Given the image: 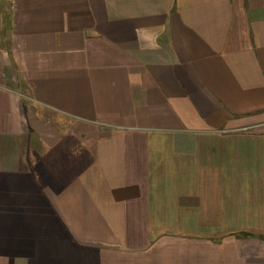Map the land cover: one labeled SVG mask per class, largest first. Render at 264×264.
Instances as JSON below:
<instances>
[{
  "label": "crops",
  "instance_id": "crops-1",
  "mask_svg": "<svg viewBox=\"0 0 264 264\" xmlns=\"http://www.w3.org/2000/svg\"><path fill=\"white\" fill-rule=\"evenodd\" d=\"M0 264H264V0H0Z\"/></svg>",
  "mask_w": 264,
  "mask_h": 264
}]
</instances>
